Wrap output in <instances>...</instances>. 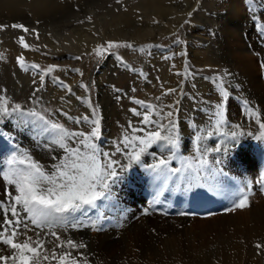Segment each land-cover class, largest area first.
Masks as SVG:
<instances>
[{"label":"bare ground","instance_id":"obj_1","mask_svg":"<svg viewBox=\"0 0 264 264\" xmlns=\"http://www.w3.org/2000/svg\"><path fill=\"white\" fill-rule=\"evenodd\" d=\"M34 1L41 10L40 20L54 17L53 12L62 8L54 7L53 0ZM197 1L193 6L188 4L184 9L175 10L163 0H145L138 6L136 16L128 12L115 17L116 19L110 22L101 17L102 36L101 33L99 35L96 33L93 23L88 26H77L78 17H71L60 22L61 24L51 23L42 30L43 33L37 29L39 38L37 39L32 33L28 38L30 49H20L19 53L18 50L13 49L12 57L10 56L14 62L18 56L23 55L25 67L28 70L25 71L18 65L20 73L10 90L12 98L9 103L14 98L20 100L26 95H30L35 100L40 97L44 102L47 100V95H52L51 99L59 97L57 100L62 104L74 101V107L83 111L80 115L66 111L71 117L90 115L93 109H98L101 137L96 143L101 151L113 153L117 96L109 91L100 77L99 85H97L98 105H96L92 98V86H89L87 92L80 86L85 85L83 77L76 71L80 59L92 53L93 49H96L104 40H124L136 44L145 42L157 46L159 36L173 35L187 20L188 14L195 10ZM242 2V0H221L213 7L215 13L210 10L214 28L219 27L217 24L221 27L220 30H216L215 37H212L207 30L210 28L206 29L205 24L200 22L195 26L193 24L192 30L188 31L186 37L190 38V42L187 54L195 62L194 68L198 69L195 70L197 77L193 78L198 89H193V92L188 93L189 96H185V86L189 81L194 84V80L192 81L187 73L177 75V73H185L186 65L184 57H177L176 71L172 76L170 75V85L165 86L162 91L155 89L156 91L152 92L151 89H147L151 92L140 96L144 99H138H143L142 101L146 99L145 104H149L147 101L151 100L157 111H161L165 104L170 102L173 104L179 100L178 147L176 158L171 160L169 167L181 168L185 158H187L185 163L191 162L195 165L199 155L196 149L199 147L201 150L209 149L206 153L209 166L219 169L224 175H218L216 180L192 181L185 179L188 173H183L169 175L165 180L164 177L158 176L147 168V165L155 164L159 159L171 155L169 146L164 141L149 147L141 155L140 163L117 153L113 159L119 160L121 167L117 169L118 176L114 178V182L110 181L111 194L107 199H103L102 204L97 201V206L94 207L100 209L102 213L98 223L94 222L93 226L84 227L81 230L48 228L35 229V231H56L62 239L70 238L78 243H84L87 247L79 251L88 256L89 264H264V251L255 247L257 243L264 244V201H261L264 199V193L256 189V184L264 174L259 165V155L263 154L262 150H264V138L260 137L264 130H261L256 122L257 110L259 119L264 122V67L261 66L264 64V47L259 45L260 42H264V39L256 35L253 27L248 26L250 15L243 9ZM24 3L25 0H22L23 5ZM175 13V20H171V15ZM260 14L263 13L260 12ZM146 16L153 20L160 19L162 23L142 25L143 21L140 19ZM198 20L212 21L203 18ZM166 23L170 27H167ZM44 45L47 51L44 50ZM177 50L178 53L182 52L180 47ZM43 62L49 66L55 65L57 68L53 71L55 75L44 76L41 86L40 70L32 69L30 65L36 63L42 68ZM219 64L225 68L227 75L233 78L236 84L233 85L232 82L231 85V81L224 83V86L228 87L233 94L223 101L225 123L217 130L218 117L214 113L215 105L220 102L215 101L213 97L219 84L216 77H210L200 70L205 67H218ZM103 68L99 67L97 72L102 70L103 73ZM58 77H68V80L64 83ZM60 82L68 86L71 91L62 87ZM38 87L40 90L33 96L34 90ZM170 88H176L177 92L171 97L162 95ZM228 88V93H231ZM157 97L161 99L157 100ZM88 100L91 101V107L86 102ZM35 105L37 106V103ZM135 109L144 112V108L140 105ZM62 113L63 111L60 115L64 118ZM128 118L124 129L120 130L119 137L122 136V140L125 136L131 139L133 135H143L141 132L133 133L129 129L130 121L136 128L152 130V125L145 126L139 122L142 119L141 116H135L132 112ZM153 119L157 117L153 115ZM31 121L32 118L20 117L18 114L0 116V133L19 145L13 154L27 152L41 164L51 165L54 163L53 156H63L64 153L56 146L52 149L45 147V144L50 143L54 138V134L48 135L47 138L40 135ZM67 121L72 123L71 126L74 128L88 126V124L77 125L69 119ZM161 122L167 123L166 120ZM208 133L212 134L208 135ZM233 133L236 135L234 136ZM162 134L168 133L162 132ZM224 137L228 140L233 138L234 142L226 141ZM115 140L116 145L123 148L120 143L122 140L116 137ZM213 148H219L220 151H212ZM255 149H262L259 155ZM125 151L130 153L133 149L129 147ZM5 158L7 159V154L0 147V170L3 171H7L4 167ZM6 187L10 186L6 185L0 174V199L6 198ZM188 188H190L188 192L194 191V195L184 199V193ZM146 189L153 193L154 201L161 199L169 209L175 211V214L168 217L152 212L142 217L141 211L153 206L152 202L143 196ZM241 191H249V206L241 208L240 212L238 209L230 211ZM209 197L218 202L219 208L227 207V209L222 214L202 219L180 215L183 209L195 206L197 201L206 203ZM140 206L144 209L140 210ZM94 208H89L85 213H90ZM31 234L29 232V235ZM20 239L23 240V237ZM45 239H51V237H45Z\"/></svg>","mask_w":264,"mask_h":264},{"label":"snow or ice","instance_id":"obj_2","mask_svg":"<svg viewBox=\"0 0 264 264\" xmlns=\"http://www.w3.org/2000/svg\"><path fill=\"white\" fill-rule=\"evenodd\" d=\"M119 2V0H117ZM191 16V13L188 14ZM91 18H89L90 20ZM187 22V21H186ZM7 25H0V30L6 29ZM12 28L20 29L23 33L36 35L39 34L35 29H29L23 24H12ZM178 43L180 41H177ZM18 43L23 49H30V45L25 41V35H20ZM107 47L98 45L93 51L98 56H102L109 49L126 46L134 48L131 44L121 45L119 42L108 41ZM139 51H144L140 48ZM3 56L0 54V59ZM80 59V57H75ZM18 65L24 69L25 59L23 55L17 58ZM264 67V64L261 65ZM32 69L40 70V84L42 86L44 76L56 70L57 66L50 65L46 70H41L40 65L32 63ZM174 67V66H173ZM76 71H79L78 69ZM190 75L188 73L187 64L185 65V73H177V75ZM225 75L227 72L225 71ZM219 84V92L222 101L215 105L216 111L214 115L218 117L216 120V128L225 123L223 101L229 97V93L224 86L222 77H217ZM36 83V81H33ZM61 86L71 91L68 86ZM85 91H89V86L81 84ZM40 88H36L33 92L35 96ZM134 90V89H133ZM177 92L176 88L167 89L162 95H172ZM77 99H81L77 97ZM119 99V97H118ZM160 100V97L156 98ZM91 107V101H86ZM136 104L144 108V112L137 109H131L135 116H141L139 121L141 124L152 125V130L145 131V128H136L129 122V129L133 133L141 132L143 135H133L130 139L125 136L120 142L123 148L117 146L115 152H103L96 143L101 137L100 119L97 117L98 109H93L90 115H82L78 117L68 116L67 112L62 114L75 124H88L91 129L85 131H70L58 121L49 119L44 112L25 110L20 103L10 104L8 98L0 94V116H11L18 114L20 117L32 118V123L39 134L47 138L48 135L54 134V138L50 143H46L45 147L52 149L53 146L58 147L64 153L63 156H53L54 163L51 165L41 164L38 160L27 152H21L19 155L13 154L7 161V171L0 170L3 180L7 186L5 188V199H0V264H89L88 256L80 252L87 246L82 242H76L70 238L62 239L56 231L37 232L35 229H48L56 224L64 221L65 214L74 212L85 213L89 208L97 206V201L107 199L110 193V181L114 182V178L118 176L117 169L121 167L120 161L113 159L116 153H121L131 161L140 162L141 155L147 151L149 147L157 142L164 141L169 146L168 150L171 155L164 159H159L155 164L147 165V168L156 173L158 176L168 179L169 175H177L188 173L185 179L199 181L203 179L216 180L217 176H223V172L219 169L209 166L206 156L209 149L201 150L197 147L199 154L194 165L191 162L185 163L187 158L182 161L181 168L169 167L172 159L176 158V148L178 147V122L177 113L179 112V100L173 104L167 105L170 110L167 112L157 111L156 106L145 104L142 100H135ZM153 115L157 119H153ZM166 120L167 123L161 121ZM256 122L261 130H264V122L259 119V113H256ZM167 132V135L162 134ZM212 133H208L211 135ZM0 135H3L0 133ZM235 136L236 133H233ZM264 138V131L261 137ZM199 139V137L197 138ZM135 141V143H133ZM235 146V145H234ZM132 147V152L125 150ZM212 151H220L219 148H213ZM154 155V153L152 154ZM127 165H125L126 167ZM261 185H264V174L261 175ZM264 190V189H262ZM249 206L248 192L241 191L232 208L241 209ZM30 225L32 226L30 228ZM76 225H73L75 227ZM29 232L32 234L29 235ZM23 237V240L20 238ZM51 237V239H45ZM255 247L264 251V244L257 243Z\"/></svg>","mask_w":264,"mask_h":264},{"label":"rangeland","instance_id":"obj_3","mask_svg":"<svg viewBox=\"0 0 264 264\" xmlns=\"http://www.w3.org/2000/svg\"><path fill=\"white\" fill-rule=\"evenodd\" d=\"M144 1L145 0H119V2H117V0H77V1L53 0L52 2L54 7H59V8L62 7V8L60 10L53 12L55 14L54 17H51L46 20H40L39 17L41 15L40 13L41 10L37 6V3L34 0H25L24 5L22 4V0H0V25L8 26L6 29L0 30V54H2L3 56V58L0 59V75L2 76L0 78V94L8 98L9 101L11 100L12 96L10 95V90L14 85V83L18 80L20 68L16 63V59L13 62L12 59L10 58L12 57L11 55L13 54L12 53L13 49L18 50V53L20 49L24 50L18 43L19 36L25 35V41L27 43H28V38L31 37L30 36L31 32L29 34H25L20 29L12 28L11 27L12 24H23L26 27H28L30 30L38 29V31H41L40 33H43L42 30H45L46 27L50 26L51 23L61 24L60 22H64L71 17H76V18L78 17L76 23L77 26H88L90 23H93L94 24L93 27L96 33L98 35L99 33H101L100 35L102 36L103 27H102V22L100 20L101 17H104L107 20V22L108 21L110 22L116 19L118 16L128 12L131 13L133 16H136L137 10L139 9L138 6ZM220 1L221 0H198L197 6L195 10L191 13V16L189 15L187 16L186 18L187 22L184 21L183 24L177 28V31L173 35H165L164 37L159 36L160 38L157 40L158 42L157 46L145 42L144 43L137 42L138 44H136L131 41L119 40L114 42H119L121 45L131 44L134 46V48L121 46V47L109 49L107 52H104L102 56L96 55V53L93 51L92 53L85 55L83 59H80L78 63L79 65H77L78 66L77 69L79 71L77 72L80 73V75L83 77L85 81V85L92 86V98L95 101L96 105H98L97 85H99L98 79L100 77L103 83H105L108 86L109 91L112 94L114 93L117 96V99L119 97L118 106L116 108L117 111L115 114V126H114L116 129L115 137L118 140H122V136L119 137V135L121 134L120 132L124 129L125 125L127 124L126 122L129 119L128 118L130 115L129 108L131 106L129 103L131 97L134 96V98L138 100L143 98L140 96L149 94V92H151L148 91L149 89H151L152 92L156 90L159 91L160 89L162 91L163 89H165L164 88L165 86H169L170 85L169 81L171 79L170 77L172 76L173 72L176 71L175 69L178 63L177 57L178 58L184 57L185 63L188 66V71L193 70L191 71L193 73L190 72V78H192V81L194 80L193 81L194 84L190 83V81L187 83V85L185 86V96L186 97L189 96L188 93L193 92V89H198V85L196 84L195 79H193L197 77L195 70L198 69L194 68V66H196L195 62L192 61V59L187 54V51L189 50L190 38L188 39L187 38L188 36L186 37V35L188 31L192 30L191 27L195 26L198 22H200V24L203 23L205 24L206 29L209 27L210 29L207 30L210 32L212 37H215L217 32L216 30H220L221 27L219 24H217V26L219 27L214 28L215 25L210 17L211 16L210 12L211 11H213V13L216 12L214 11L215 9L213 7L215 4L219 3ZM242 1H243L242 3L244 4L243 9L247 10L248 12L247 11L246 12L248 13V15H250L249 16L250 24H248V26L253 27V30L256 31V35L264 39V0H242ZM163 2H166L168 6L177 10L179 8L184 9L185 6L188 4H191L193 6L196 3V0H163ZM66 5H68L69 7H67ZM260 12H262L263 14H260ZM175 15L176 13L174 15H171L170 19L175 20ZM89 18L91 19L89 20ZM198 18L200 19L203 18L205 20L207 19L209 21L212 20L211 21L212 23L203 20L200 21L198 20ZM140 20L143 21L142 25L144 24L147 25L150 23L159 25L162 23L160 19L153 20L149 16H146L145 18ZM166 26L170 27L168 26L167 23ZM41 35L43 36V34ZM177 41L180 42L178 43ZM106 42L108 41L104 40L100 42L99 45L106 48L107 47ZM260 43L259 45L261 47H264V42H260ZM142 47L144 48V51H139V49ZM179 47L182 48V52L179 51L178 53L177 49ZM43 48L44 50L47 51L45 45L43 46ZM118 61H120V63H118ZM122 62L127 65V68L124 66L123 67L125 69L122 68L121 65ZM41 65L44 67V68L43 67L40 68L41 70H46L49 67V65L44 62L41 63ZM99 67H104L103 73L102 70H99L101 71V73H99V71L97 72V69ZM200 71L205 74H208L210 77L211 76L216 77V79L217 77H222L224 83L225 81L227 82L231 81V83L229 82L231 85L232 82L233 85L236 84L233 78H231L228 75H225L226 70L225 68L220 66V64L218 65V67H214V68L205 67L203 70ZM50 74L55 75L56 73L52 72ZM58 78L62 79V82L64 83L68 80V77H63V78L58 77ZM225 88L227 89L228 87ZM116 90H119L118 94L116 93ZM229 91L231 92V90ZM200 92L201 91H199V93ZM40 93L42 94V91H40ZM152 94L151 96H153L155 93L153 95ZM229 94L231 95L233 94V92ZM47 96H48L47 100L43 102V99H41L40 97H38L35 100L33 97H30V95H26L24 98L20 100L14 98V100L10 102V104L20 103L23 106V108H26L28 110L35 109L36 111L39 112H44V110H47L44 114L49 119L58 121L59 123L63 124L65 128L74 131H85V132L90 131L91 129L90 125L86 127L84 126L77 128L76 127L74 128V126L67 127V122H66L67 120L65 119L64 116H63L64 118H62V116L59 115L61 111L63 112L67 111L68 113L77 114V115L82 114L83 111L81 109L74 107L75 105L74 101L71 100L69 101V103L67 102L68 104H62L60 101L57 100L59 98L58 96L57 99H51L52 95L51 96L47 95ZM213 99L217 102L222 101L219 88L215 92ZM150 101L151 100L147 102L150 105H152ZM36 103L37 106L38 105H42V106L37 107L35 105ZM167 104H165L164 108L162 109L163 112H167V110L169 111V108H167ZM169 104H172V102H170ZM138 106H139L138 104L134 103L131 109H133V107L137 108ZM98 112L100 111L98 110ZM115 137H113L114 143L112 147L114 152L117 147ZM261 201H264V199H262ZM240 211L241 210L238 209V212Z\"/></svg>","mask_w":264,"mask_h":264}]
</instances>
